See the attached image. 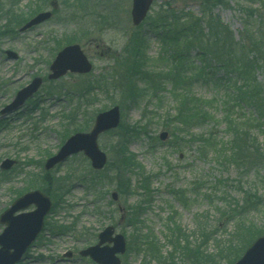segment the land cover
<instances>
[{"label":"rangeland","instance_id":"obj_1","mask_svg":"<svg viewBox=\"0 0 264 264\" xmlns=\"http://www.w3.org/2000/svg\"><path fill=\"white\" fill-rule=\"evenodd\" d=\"M76 1L0 0V111L35 77L45 80L21 112L9 118L0 116V165L4 160L17 161L10 171L0 169V215L16 197L30 191L32 179L41 180L47 173L46 160L59 151L61 140L68 135L70 121L65 116L81 121L76 124H83V119L93 116L94 120L96 114L115 105L120 106L124 125L141 122L140 128L143 126L147 133L131 140L130 151L146 174L152 176V194L145 199L138 194L119 196V201L114 202L111 195L117 191L107 172H95L83 154L69 158L48 172L61 179L53 186L60 195L57 200L51 199L54 206L46 219L45 230L30 249L25 264H94L90 259L81 258L79 252L96 245L99 233L111 225L127 239L123 264H142L147 257L150 259L149 254L137 250V237L132 240L133 249L129 250L135 229L127 224V216L141 201H148L150 206L143 211V225L139 226L143 234H152L163 258L174 259L172 262L177 264H191L185 260L182 250L174 247L175 227H180V246L187 243L196 249L200 245V253L217 256L225 264L230 253L237 252L234 248L244 245L248 236L257 233L256 229H264V74L256 73L261 110L245 105L232 109L229 118L240 130L236 133L228 128L224 112L225 95L228 88H234V83L216 87L214 82L222 76L218 71L199 79L196 71L191 73L194 83L189 91L206 102L211 118L182 132L184 127L174 122L178 104L171 86H165L157 96L153 86L138 79L139 95L133 102L124 99L120 87L126 67L133 61L127 48L136 35L147 46L142 73L162 74L160 82H163V75L175 72L169 57L172 53L163 49L151 29L152 22L166 9L179 16L185 13L200 16L205 8L203 0H154L148 17L139 27H134L131 21L132 0H90L85 10L71 8L69 4ZM218 1L220 4L212 8L213 13L232 30L236 42L260 29L257 18L264 22V0ZM53 7L57 11L49 22L23 34L19 32L22 25L9 32V17L3 10L11 9L28 20L39 12L52 11ZM249 10L254 12L253 19L247 16ZM81 26H89L90 31L89 36L79 40ZM69 36L79 40L76 43L82 45L93 71L83 76L68 74L59 81L49 82L46 80L49 66L59 45ZM6 51L17 54L18 60L7 61ZM190 57L192 66L189 64L187 69L199 68L201 61L196 52L192 51ZM213 77L216 78L210 80ZM242 84L239 82L238 87ZM90 85L95 89L82 99ZM246 128L250 131L249 139L239 154L235 150L236 140L240 141L241 131ZM119 132L99 139V146L109 160V149L117 141ZM162 132L169 134L166 141L159 138ZM200 138L211 141L214 147H201ZM2 231L0 225V234ZM68 252L73 254L72 260L63 261Z\"/></svg>","mask_w":264,"mask_h":264},{"label":"trees","instance_id":"obj_2","mask_svg":"<svg viewBox=\"0 0 264 264\" xmlns=\"http://www.w3.org/2000/svg\"><path fill=\"white\" fill-rule=\"evenodd\" d=\"M248 1L255 2V0ZM202 3L205 8L200 11V16L186 13L179 16V14L175 15L176 12L166 9L163 13L156 15L157 21L155 23L152 22L153 26L151 29L154 30L153 32L156 38L159 39L162 47H164L163 49H169V53H172V55L169 54V57L171 56L175 67L173 70L176 69L175 72L163 75V82H160V75L162 74H154L150 71L142 73V70H145L143 57L147 46L146 41L139 37V35H136L132 39V44L127 48L133 61L132 64L127 65L126 74L123 76L121 87H119L124 99L133 102L139 95L140 89L138 90V82H136L138 79L144 80V83L149 87L153 86L157 96L161 91L166 89L165 86H171L175 102L178 104L177 114L174 117L176 120L174 122L184 127L181 130L183 132L185 129L188 130L192 125H201L211 118L206 102L200 100L189 91L190 86L194 83L192 82L194 78L191 76V73L196 71L195 75L199 79V77L209 76L211 73L218 71V73H222V76L217 79L218 82H214L216 87L233 85L234 83V88H228V94L225 95L227 101L224 104V112L226 115L225 122L228 128L238 133L240 130L237 124L229 118L233 107L245 105L261 110L257 98L258 92L260 91V84L258 83L256 73L260 71L264 74V22L257 18L256 22L260 25V29L254 34L247 33L240 42H236L232 30L221 21L218 15L213 13L212 8L219 5L220 2L218 0H203ZM69 5L71 8L85 10L90 5V0H77ZM3 12L9 17L7 24L10 25L8 26L9 28L11 27L9 32H13L11 30L12 28H17L27 22V19L25 20L21 15H16L11 9L3 10ZM247 16L249 19H253L254 12L252 10L247 11ZM80 28V35L82 36L78 38L79 40L86 35L89 36L90 31L89 26H81ZM75 34L76 32L73 35ZM76 39L69 36L68 40L62 45H59V47L61 48L62 46L76 43V41H79ZM178 48H181L182 51H179ZM192 51L196 52L197 59L201 61L199 68H195V70L192 68L187 69L189 64L192 66V58L190 57ZM164 52L168 53L167 51ZM215 78H210V80ZM239 82H243L241 88L238 87ZM97 87L102 89V86ZM94 89V86L90 85L86 92H83L81 98L84 99V97L89 96ZM36 104L35 106H37ZM79 113L80 109L77 111V114ZM65 117L70 123L67 126L68 128H65L68 135L63 137L61 144L70 135L87 131L93 123V116L85 119L82 118V121H84L83 124H76L81 121L70 118V116L68 118L67 116ZM140 124L141 122L133 126H128L122 122L118 129L120 132L116 136L117 141L109 149L111 158L104 172L108 173L110 182L114 185L121 197L135 196L138 194L142 199H145L152 194L150 190L152 187V183L150 182L152 176L146 174L144 167L130 151L131 140L136 136L147 134L143 126L140 128ZM72 126L74 128L70 130ZM243 131L246 132L243 134ZM241 133L240 141L236 140L238 146L235 147V150L239 154H242L243 144L247 143L250 131L246 128ZM198 141L201 142V147L203 148H206V145L214 147V144L206 139L200 138ZM60 182L61 179L59 180L56 176H52L50 173H44L41 180L40 178L31 180L30 190L40 189L52 199L57 200L60 193L56 192L57 190L53 189V186L58 185ZM133 182H135V185H133ZM149 206L150 203L148 201L144 203L141 201L140 205L133 209L127 216V224L129 223L130 227L135 229L131 236L129 250L131 251L133 249L135 243H132V240H135V237H137L139 241V246L136 243L137 250L141 254L146 252L150 257V259L147 257V260L143 261L142 264H151L150 262L152 261L156 262L155 264H170V262L171 264H177L172 262L174 259L169 261V258H163L152 234H143L142 228L139 226L141 224L143 225L141 215ZM243 227H248V225H243ZM175 229L176 232L173 235V238H175L173 242L175 244L174 247L182 250V255L185 256L187 262L191 264H223L218 260L217 256L207 257L205 253H200V245L198 248L195 247L196 249H192L187 243L184 246H180L182 231L180 227H175ZM256 231L257 233H253L252 237L248 236V241L244 245L239 248H234L237 252L233 253L232 251L234 250L231 251L233 254L230 253V257L225 264H234L258 237L264 235V229L261 231L256 229ZM239 249L241 250L239 251ZM243 250L244 252L241 253ZM190 255L194 258L190 259ZM206 258L209 259L207 260ZM148 260L150 261L148 262Z\"/></svg>","mask_w":264,"mask_h":264},{"label":"water","instance_id":"obj_3","mask_svg":"<svg viewBox=\"0 0 264 264\" xmlns=\"http://www.w3.org/2000/svg\"><path fill=\"white\" fill-rule=\"evenodd\" d=\"M154 0H133L131 18L134 26H139L147 17ZM52 14L45 12L38 14L28 22L20 31L21 33L40 25L51 19ZM8 60H16V54L6 52ZM49 80H59L67 75L88 74L92 71V65L84 55L80 45L65 47L57 55L50 67ZM43 81L41 78L34 79L29 86L17 93L13 102L5 107L2 115L13 113L20 109L25 102L32 98L39 90ZM121 114L119 107L99 114L92 130L88 133H77L70 137L61 147L60 151L50 158L45 165L47 171L64 163L68 157L83 152L91 161L92 168L96 171L102 170L107 164V155L99 148L98 139L100 135L118 128ZM161 140L168 138L167 133L160 136ZM14 161L6 160L1 169L10 170ZM113 199L118 200L117 194ZM31 206L36 209L26 212ZM52 208L51 200L40 191H33L18 198L9 209L0 216V225L4 226L0 234V264H19L24 261L27 250L36 241L44 229L46 216ZM98 244L80 253L82 257H90L96 264H122L119 256L126 253V239L123 235H115L113 227L106 228L98 236ZM67 257H71L68 254ZM235 264H264V236L259 238Z\"/></svg>","mask_w":264,"mask_h":264}]
</instances>
